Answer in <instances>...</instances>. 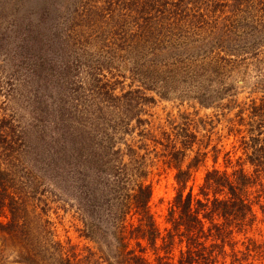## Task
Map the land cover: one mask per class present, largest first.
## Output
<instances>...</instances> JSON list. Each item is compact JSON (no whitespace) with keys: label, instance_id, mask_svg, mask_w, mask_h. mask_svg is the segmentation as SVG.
I'll return each mask as SVG.
<instances>
[{"label":"trees","instance_id":"16d2710c","mask_svg":"<svg viewBox=\"0 0 264 264\" xmlns=\"http://www.w3.org/2000/svg\"><path fill=\"white\" fill-rule=\"evenodd\" d=\"M47 2L38 24L20 29L18 65L38 84L36 112H46L40 90H53L55 109L46 114L61 133L50 135L48 145L54 138L63 163L77 169L82 180L90 181L96 170L97 187L91 184L87 192L94 193V209L112 213L110 241L101 254L91 248L72 252L53 238L39 242V229L46 226L51 233L50 223L31 221L39 213L33 194L17 186L9 158L16 127L5 115L0 117V215L8 219L0 221L3 244L14 242L23 264H264V0H66L63 9L61 0ZM253 65L262 78L244 100L232 97L223 104V90L212 94L210 82L220 84L238 68ZM126 82L128 89L116 94V86ZM179 86L197 88L208 106L236 110L227 122L242 155L233 165L228 153L232 171L208 170L198 193L189 187L190 167L179 165L193 140H182L179 147L172 134L158 137L143 127V106L155 100L145 91ZM85 101L97 116L84 114L90 110L80 109ZM137 129L163 146L177 169L179 187L165 230L151 207L147 153L125 138ZM122 143L127 152L117 147ZM125 156L132 163L127 174ZM202 156L197 153L193 168ZM86 229L91 238L98 231L93 222Z\"/></svg>","mask_w":264,"mask_h":264},{"label":"rangeland","instance_id":"374dc122","mask_svg":"<svg viewBox=\"0 0 264 264\" xmlns=\"http://www.w3.org/2000/svg\"><path fill=\"white\" fill-rule=\"evenodd\" d=\"M47 1L49 0H0V117L9 115L16 127L15 146L12 151L14 157H9L10 164L17 186L34 196L33 205L39 214H32L31 221L34 225L41 226L46 224L45 220H49L48 228L51 233L46 226L40 228L37 236L40 243L47 242L46 238L49 240L53 238L62 243L66 250L86 252L91 248L101 254L100 247L102 251H106V244L108 245L110 241L113 216L107 210L101 212L97 210V206L96 209L92 206L94 193L89 196L87 190L91 184L95 185L96 189L97 172L92 171L88 176L91 180L85 181L77 169L73 170L63 163L64 156L54 139L61 132L54 129L53 120L46 114L47 111L52 112V109H55L52 107L53 90L52 88L50 92L44 88L40 90L46 112H36L37 108H41L38 103L41 101L40 97H36L34 93L38 84L34 85L31 80L29 81L31 76L26 74V68L18 65L19 46H23L20 29L26 31L30 26L38 24L37 18L41 16V8L48 3ZM61 1L63 2L60 8L63 9L66 0ZM249 42L257 46L261 44L256 43L254 39ZM258 74L255 65L238 68V71L225 76L222 83H217V80L216 84L215 81L210 82L213 84L210 90L212 94H216L218 90L225 92L221 101L223 104L232 97L242 101L249 96L258 80L262 78ZM128 82L125 85H117L115 93L120 95L123 88L128 89ZM227 87H231L232 91L225 90ZM185 88L183 91L179 86L171 92L164 93L157 90L145 91L148 96H154L155 100L143 106L142 116L147 122L143 127L146 130L153 128L154 134L158 137L161 134L163 137L172 134L174 138L177 137L179 147L180 141L193 140L187 157L179 165L184 169L190 167L192 174L189 187H193L194 192L198 193L208 170L219 168L232 171V165L227 162L228 153L234 158V165L242 151H236V138L230 135L227 122L236 110L230 113L226 110L221 111V108H218L221 103L216 105L211 103L208 106L200 101L202 97L197 88L190 86ZM36 92L39 95V90ZM80 104V109L91 107L89 101ZM96 112L97 110L90 109L84 114L97 116ZM91 126L93 128V123ZM139 131L134 130L132 134L125 135V138L135 147H139L141 154L147 153V160L144 162L149 172L147 181L151 183L153 189L151 207L160 228L165 230L169 227L168 210L179 187L176 179L177 169L175 164L168 162L164 153L165 148L160 145L156 147L155 143L143 138L144 134H139ZM109 132H112L111 128ZM45 133L48 134L47 138H44ZM50 135L54 138L52 144L48 145ZM117 147H122L127 152L124 143L118 144ZM199 152L205 153L206 156H202V161L193 168L191 163ZM124 161L128 166L123 167L120 162L115 165L119 164L126 170L124 174H127L132 163L128 156H125ZM113 169L111 168L109 173L114 174ZM109 177L114 181V176ZM100 186L96 190L97 194L102 190ZM259 215L263 218L260 210ZM0 221L6 222L8 219L0 215ZM92 222L98 227V231L91 238L86 235V228ZM260 227L264 231V222ZM15 249L14 242L3 244L0 237V264H23L18 262L19 257Z\"/></svg>","mask_w":264,"mask_h":264}]
</instances>
